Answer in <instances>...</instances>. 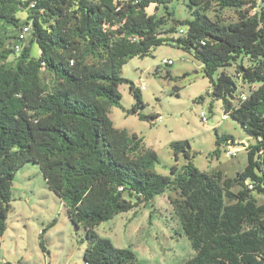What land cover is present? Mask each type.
I'll return each instance as SVG.
<instances>
[{
    "label": "trees",
    "instance_id": "trees-1",
    "mask_svg": "<svg viewBox=\"0 0 264 264\" xmlns=\"http://www.w3.org/2000/svg\"><path fill=\"white\" fill-rule=\"evenodd\" d=\"M174 1L0 0V239L15 175L35 164L86 235L84 264H141L132 248H116L96 229L165 193L194 250L185 264H264V203L257 198L264 196V0H187L194 19L167 27ZM152 5L164 6L168 17L149 14ZM225 10L237 21L225 23ZM164 44L194 54L211 83V109L222 101L224 115L253 139L236 176L200 170L188 140L171 144L176 162L181 153L186 162L162 175L158 153L114 126L110 112L121 105L122 84L135 100L128 113L155 119L140 112L142 89L122 69ZM234 65L235 75L227 73ZM231 144L243 145L216 134L211 156L219 159Z\"/></svg>",
    "mask_w": 264,
    "mask_h": 264
},
{
    "label": "rangeland",
    "instance_id": "rangeland-1",
    "mask_svg": "<svg viewBox=\"0 0 264 264\" xmlns=\"http://www.w3.org/2000/svg\"><path fill=\"white\" fill-rule=\"evenodd\" d=\"M168 9L173 14L167 27L194 19L187 0L174 1ZM147 11L168 17L164 6L156 11L152 5ZM220 15L225 23L237 21L234 10H225ZM19 16L25 19L26 13ZM208 16L215 19L216 13L211 11ZM30 38L28 35L24 45ZM168 61L172 63L168 65ZM236 68L234 65L226 71L235 75ZM122 76L142 89L146 106L140 112L155 119L140 120L138 115L128 113L135 103L128 84L119 87L121 105L111 108L110 118L116 128L137 134L143 138L145 148L158 153L159 163L155 165L158 173L169 175L171 166L186 162L183 153L176 162L171 148L173 142L185 140L190 142L194 164L200 170H220L230 177L244 170L247 153L243 145L221 148L219 159L211 156L217 148L216 134L232 135L241 144L252 143L253 139L232 118H224L222 101H215L211 109V83L192 52L164 44L154 48L148 57L130 59L123 66ZM249 90L248 86L240 85L239 92L247 94ZM203 113L207 115V122L202 121ZM228 149L236 150L237 155L228 157L224 152ZM168 197L169 193L157 196L147 204L102 223L96 230L116 248H132L141 264H185L194 256V250L175 218ZM12 198L7 230L0 239V264H84L86 235L70 222L64 203L49 190L37 165L27 164L16 173ZM257 198L264 203L263 195ZM45 229L44 250L41 233Z\"/></svg>",
    "mask_w": 264,
    "mask_h": 264
},
{
    "label": "built area",
    "instance_id": "built-area-1",
    "mask_svg": "<svg viewBox=\"0 0 264 264\" xmlns=\"http://www.w3.org/2000/svg\"><path fill=\"white\" fill-rule=\"evenodd\" d=\"M28 30H29V28H25V30H24V32L22 33V35L20 36V38L21 39H25L26 38V36H27V33H28ZM185 33V30L184 29H181L180 30V34H184ZM20 50V47L19 46H17V51H19ZM172 62L171 61H168L167 62V64H171ZM242 98L243 99H246V95L245 94H243L242 95ZM202 121L203 122H207L208 121V118H207V115L205 114V113H203L202 115ZM224 118H226V116L224 115ZM159 119H162V117H159ZM248 146V144H243V148L245 149V146ZM237 151L236 150H233V149H228L227 151H226V155L228 156V157H235L236 155H237ZM250 188L252 189L253 188V186H251L250 185ZM122 190V189H121ZM0 261H1V258H0Z\"/></svg>",
    "mask_w": 264,
    "mask_h": 264
},
{
    "label": "crops",
    "instance_id": "crops-1",
    "mask_svg": "<svg viewBox=\"0 0 264 264\" xmlns=\"http://www.w3.org/2000/svg\"><path fill=\"white\" fill-rule=\"evenodd\" d=\"M1 258V257H0Z\"/></svg>",
    "mask_w": 264,
    "mask_h": 264
}]
</instances>
